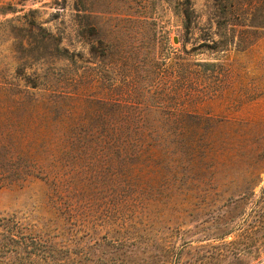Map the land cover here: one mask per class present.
<instances>
[{
  "label": "rangeland",
  "instance_id": "rangeland-1",
  "mask_svg": "<svg viewBox=\"0 0 264 264\" xmlns=\"http://www.w3.org/2000/svg\"><path fill=\"white\" fill-rule=\"evenodd\" d=\"M29 24L61 36L72 92L124 98L162 54L215 65L196 66L193 131L47 154L61 189L0 188V264H264V0H0L2 71Z\"/></svg>",
  "mask_w": 264,
  "mask_h": 264
},
{
  "label": "trees",
  "instance_id": "trees-1",
  "mask_svg": "<svg viewBox=\"0 0 264 264\" xmlns=\"http://www.w3.org/2000/svg\"><path fill=\"white\" fill-rule=\"evenodd\" d=\"M20 29L24 32L14 49L23 54L14 55L16 69H0V188L39 179L61 189L67 178L59 170H43L47 154L88 147L145 153L153 145L147 136L169 131L170 127L162 130L164 121L173 122L171 129L178 132L193 131L198 123L196 66L209 68L215 63L185 57L178 65L177 52L162 54L153 66L143 67L141 89L127 92L124 98L83 87L72 92L61 36L40 24ZM55 65L57 71L51 69ZM177 66L183 71L176 80ZM150 113L158 115L157 126L147 124ZM149 160L144 157L141 162Z\"/></svg>",
  "mask_w": 264,
  "mask_h": 264
}]
</instances>
